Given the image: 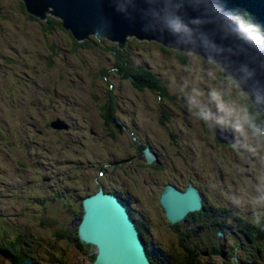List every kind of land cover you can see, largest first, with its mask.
I'll return each instance as SVG.
<instances>
[{
	"label": "rangeland",
	"instance_id": "1",
	"mask_svg": "<svg viewBox=\"0 0 264 264\" xmlns=\"http://www.w3.org/2000/svg\"><path fill=\"white\" fill-rule=\"evenodd\" d=\"M50 17L56 16L48 13V18ZM38 19L39 21L30 19L19 0H0V131L5 130L7 136L2 139L0 134L1 170L6 171L0 175V181L6 182L11 179L16 171L8 169L18 166L21 161L37 159L41 165H47L43 170L47 167L51 168L53 162L57 168L54 173L40 171V174L52 176L55 180L62 179L61 189L65 192L63 202L71 204V200L66 198L71 196L67 194L70 193L73 185L67 178L73 179V171H78L75 180L81 187L84 181L86 186L90 187L97 184L96 180L109 184L112 180L119 179V174L126 179V171H131L129 163L123 166L124 173L111 171L107 177L106 173H101L96 168L88 169V162L92 159L91 154L95 158L97 153L102 152V137L105 136L109 142L115 139L118 144L126 147H131L130 144L137 141L134 139L136 135L137 137L149 135L158 141L167 140L170 143L168 146L171 152L180 147L185 154L184 157L188 158L190 163L197 162L200 165L201 157H203L206 163L214 165L216 170L210 176L200 177L203 185L191 182L202 193L205 204L209 206L205 209L190 211L185 216V220H179L177 225L178 221L171 224L168 218L171 226H163L164 224L156 221V218L151 219V212L160 210V207L142 206L143 211H146L151 219L152 229L155 228L150 235L153 239L151 245L149 244L150 252L154 253L157 244L161 241L166 242L165 239L169 238L168 241L175 251L180 253L179 257L192 254L190 257L193 264L195 261L199 264H235L234 261L226 259V255L233 257L238 263L251 257L256 263L264 264V255L259 252V249L252 248L246 239L239 235V231H242L259 241H264L263 230L256 229L251 224L250 229L239 226L234 217L218 219L216 214L211 215L213 210L210 206H214L219 211L220 208H224L243 214L250 222H253L256 217L261 219L264 217V203H257L254 200L257 197L261 201V196H264L262 142L247 130L245 108L235 98L238 94L232 93L233 100L225 97L221 99L222 95L228 92L229 84L233 85L231 80H222L219 76L222 72L219 67L212 61L201 59V56L189 53L190 57H193L191 62L183 63L179 59L178 50L166 47L155 40L137 38L134 44L131 43L134 56L152 65L156 71L160 72L163 79L169 81L170 93L176 100L182 97L184 100L181 104L174 99H170V102H166L167 104L165 102L159 104L149 94L133 89L127 79L113 76L107 79L101 77L97 72L99 69H108L114 65L113 59L110 58L111 53L82 45H77L75 48L70 38L72 37L70 31L57 28L53 30V33L47 32L42 24L46 20ZM87 39L98 40L94 35H90ZM54 43L58 44L56 50L62 53L54 55L50 53ZM111 43L114 42L107 39L101 45ZM97 47H100V43ZM111 83L112 86H110ZM109 89L112 92H109ZM239 91L242 93L241 90ZM108 93L117 96L118 101L125 103L121 106L125 112L119 109L116 113L124 122V127L120 132L112 134L113 137L110 131L106 132L108 127L105 125L100 109L110 99ZM217 104L223 112L231 114L225 118V122H221L223 112H217ZM166 111L170 114L169 120L162 122ZM57 118L68 123L69 129L53 128L51 122ZM204 120L211 125H217L221 132L226 131L228 137L233 133L235 142H228L227 146L218 145V148L215 145L217 140L215 129H211V135L208 131L211 125H207ZM28 122L29 126H27ZM31 122L36 123L37 128ZM37 129L41 130V134ZM235 136H238V140ZM7 140L11 142V145L7 143ZM219 143L222 142L219 141ZM114 145L115 143H110L108 148L112 149ZM156 146L159 147V145ZM8 148L17 152L18 158L13 157ZM219 151L226 154L220 156ZM233 157L235 161H239L237 165L233 164ZM31 163L35 168L39 165L37 162ZM165 167L168 171H173L172 164ZM192 168L185 166L186 178L192 177L194 171ZM246 168H249V171ZM247 172H250L249 177L245 175ZM212 177H216V180ZM240 181L243 183L242 188ZM226 187L235 189L234 194L228 195L231 202L224 197L223 191ZM247 187H250L247 200L250 201L251 206L246 207L249 213L245 212L246 209L241 203V200L245 199L243 188L247 190ZM37 189L45 198V202L48 198L58 199L56 195L46 191L42 182L24 178L22 184L16 183L6 198L0 200V216H8L7 219L12 223L28 225L45 235L44 230L34 224L35 218L29 215L34 208H26L24 203L14 199L15 195L29 199L27 195L35 193ZM79 194V192L73 193L75 196ZM123 194V198H128L127 193ZM129 204L135 206L134 202ZM57 208L64 212L63 217L66 213L67 218L73 215V209L67 205ZM161 209L164 210L162 206ZM12 214L18 218H14ZM44 216L46 219L51 218L49 213ZM142 221L140 218L138 228L143 233H149L146 228H143ZM227 221L229 223H226ZM224 227L226 231L222 230ZM200 234L205 237L204 241L201 240ZM147 236L149 237V234H145V238ZM148 240L146 241L149 242ZM56 241L61 248H66L67 252H75L70 246H66L61 238ZM185 243L189 245L187 250L183 246ZM80 246L78 244L74 248L79 252ZM71 259L73 264L83 262L91 264V259L84 258L80 254L73 255ZM2 261L0 257V264ZM36 264L44 263L36 262Z\"/></svg>",
	"mask_w": 264,
	"mask_h": 264
},
{
	"label": "water",
	"instance_id": "2",
	"mask_svg": "<svg viewBox=\"0 0 264 264\" xmlns=\"http://www.w3.org/2000/svg\"><path fill=\"white\" fill-rule=\"evenodd\" d=\"M22 1L25 10L41 20H47L48 13L61 19L62 27L80 42L94 35L123 46L134 36L212 60L223 78L237 83L242 91L240 99L237 97L239 103L245 109L253 106L258 110L260 121L254 129L264 133V42L237 24L219 0ZM51 125L56 129L67 126L59 119ZM215 127L218 141L235 142L232 134L228 137ZM148 157L153 159L149 153ZM198 198V191L192 187L182 193L168 185L160 202L173 222L180 218L171 211L174 204L200 206ZM83 207L78 232L82 241L97 247L94 264H122L119 260L125 254L131 256L132 264H149L134 221L116 195L100 189L84 199ZM112 230L120 233L118 240ZM125 240L138 243V248L128 247Z\"/></svg>",
	"mask_w": 264,
	"mask_h": 264
},
{
	"label": "flooded vegetation",
	"instance_id": "3",
	"mask_svg": "<svg viewBox=\"0 0 264 264\" xmlns=\"http://www.w3.org/2000/svg\"><path fill=\"white\" fill-rule=\"evenodd\" d=\"M103 113H104V109H103ZM247 122H248V118H247ZM108 131L109 130L107 129L106 132L108 133ZM235 138L236 140H238V136H235ZM135 140H137L135 141V143L130 144L131 147H126V146H122V144H118L115 139L110 140L111 142H109L105 138V136L101 138L102 152H100L96 156V160L94 163L92 162V159L89 161L88 169L96 168L98 171H102L104 172V174L106 173V177H107V174L111 171H120L124 173L125 168H123V166L126 163H129L131 164L130 165L131 171H126L127 172L126 179L121 174H119V179H114L109 184H105L101 181L96 180L97 184L94 187L86 186V182L84 181V179H83L84 181L83 186L81 187V185L78 184V181L75 180V176H78L76 175L78 171H73V179L69 180L71 182V185H73L74 187L72 188V191L80 192L82 193V195L74 197L71 200L72 201L71 206H74L75 208L76 206L80 207L82 204L83 197L93 194L99 189H103L104 192L106 193H113L117 195L118 198L120 196L123 197L124 196L123 193L125 192L128 194L129 198L133 199V201L135 202V206L137 207L140 208H142V206H150L151 208L154 207L156 208L157 206L160 207V210L158 211L154 210L153 212H151L152 219L156 218V221H158L161 224H164L163 226H166V225H170V223L168 222L167 217L165 216L164 210L161 209L160 201H159L163 189L167 185H172L179 190H183L185 189V187L189 182L190 183L193 182V184L197 183L203 185L200 181V177L202 175L210 176V174L214 173L216 170V167L214 165L208 167L205 158L201 157L200 165L204 166L205 169H207V171H202V169L204 170L203 167H201L202 169H197V167H195V164L198 165L197 162L190 163L191 168L194 166L195 169L192 168L194 170L192 177L190 176V178H186L187 171H185V166L188 165V163L186 162V159L188 158L184 157L185 154L180 147L176 148L173 152H171L168 146L170 145V143L167 140L158 141L156 138H151L149 135H143V137L140 135L139 137H137L136 135ZM213 140L215 141L214 138ZM110 143H115L114 145L115 147L111 146L112 149L108 148V145ZM156 145H159V147H157ZM215 145H217V147L218 145L227 146L226 143H219V141L215 142ZM107 149L108 151H106ZM147 152L154 156V158L150 162H148L149 158L147 156ZM224 154L226 153H222L221 151H219L220 156ZM232 161L233 164L236 165L239 162L238 160L235 161L234 157ZM170 164L173 165V171H168L165 167L166 165L169 166ZM246 165L248 167V164ZM246 169L247 171H249V168ZM245 175L249 177L250 172L245 173ZM212 178L216 180V177H212ZM54 184L57 185L59 184V182L54 181ZM242 184L243 183H241L240 181L241 188H242ZM248 191H249V187H247V190H245V193L243 194L245 199L241 200V203L242 205H244L243 207L246 210H247L246 207L251 206L250 201L247 200ZM226 192L227 195L234 194L235 189L226 187ZM254 197L256 196L254 195ZM228 198L229 201L231 202V198L230 197ZM127 200L128 198L126 197L123 201H127ZM254 200L257 203H261L263 201V199L259 201L257 197ZM246 213H249V211L247 210Z\"/></svg>",
	"mask_w": 264,
	"mask_h": 264
},
{
	"label": "trees",
	"instance_id": "4",
	"mask_svg": "<svg viewBox=\"0 0 264 264\" xmlns=\"http://www.w3.org/2000/svg\"><path fill=\"white\" fill-rule=\"evenodd\" d=\"M219 1L221 5L226 9V11H228L229 14H231V16L234 17V19H236L238 22H241L245 29H247L252 35L257 37L260 41L264 42V0H219ZM19 2L24 12L29 15L30 19L39 21L38 17L29 14L25 10L24 3L21 0H19ZM61 23L62 21L61 19H58V17H50L46 21L42 22L43 29L51 33H53V30L57 28L61 30H65L62 27ZM70 36H72L70 38L71 40H73L75 48L77 47V45H82L83 47L85 46L87 48H92V49L98 48V49H102L106 53H111L112 56L110 58L113 59L112 61L114 62L113 67H110L108 69H99L97 71L100 73L103 79H107L112 76L119 77L121 79H127L130 81L133 89L143 94H149L150 97L156 100L159 104L163 102L167 104L168 102H170V99H174V101H178L179 104L184 103L183 97L180 100H176L173 97V95L170 93L171 89L169 86L170 85L169 81L167 79H163L161 77L162 75L160 74V72L156 71L154 67L149 63H147L146 61L144 62L142 59L134 56V54L132 53L131 45L134 44V41L137 39V37L133 36V39H131V36L128 37L126 44H124L123 46H119V44L116 42L111 43L109 45L105 44L104 46H102L101 44L106 42L107 39L98 38V40L97 39L88 40L86 38L80 42L73 37L72 33ZM98 43H100V47H97ZM56 48H58V44L55 43L52 44L50 48V53L53 55L56 53H62L61 51L58 52ZM59 48H61L60 45ZM178 53L181 62L183 63L191 62V59L193 57H190L189 53H184V52H178ZM219 76L222 80H226L225 78L222 77L221 74ZM231 83H233V85L229 84L230 87L228 89L226 88L228 92L223 94L222 96L228 100H233L234 97H232V93L237 92L240 99L241 97V92L239 91L240 88L238 87L236 82L231 80ZM110 86H112V83L110 84ZM109 92H112V90L109 89ZM109 96L110 99L107 101L106 104L101 106L100 109H101V116L105 119V124L108 127V130L111 132V136H112V134H115V132H120L124 127V122L118 118L116 113L118 112L119 109L124 110L125 112V109L121 107L122 104L125 103L118 101L117 96L113 94L109 93ZM238 96H236V98ZM103 109H104V113L102 111ZM245 111L248 118V122H247L248 131L253 136L258 138L259 141L262 142V148L264 151V137L257 134L256 130L254 129V125L260 121V114L258 110L253 106H251V109L249 110L245 109ZM197 112L199 111L197 110ZM164 115L165 117L162 118L163 120L162 122L169 120L168 118L170 114L167 111L164 113ZM174 133L176 135V131H174ZM134 139H136V136H134ZM208 206L209 205H206L204 202L203 208L205 209ZM210 208H214V207L210 206ZM222 210H224V208H222ZM215 214L217 215L218 213H214V215L213 214L211 215L215 216ZM217 217H220V214H218ZM260 223H261L260 226L254 228L264 231V217L261 219ZM72 233L78 234L74 230H72ZM145 234L146 233L144 232L143 233L144 237ZM188 256L179 257L178 258L179 261H182L179 262V264H185V261H187L188 259H190L191 264H193L192 259L190 257L192 256V254H188ZM163 259H166L168 262V258L163 257ZM163 262L165 263V261ZM167 264H175V263H167ZM194 264H199V263L195 261Z\"/></svg>",
	"mask_w": 264,
	"mask_h": 264
},
{
	"label": "bare ground",
	"instance_id": "5",
	"mask_svg": "<svg viewBox=\"0 0 264 264\" xmlns=\"http://www.w3.org/2000/svg\"><path fill=\"white\" fill-rule=\"evenodd\" d=\"M224 8V7H223ZM224 10L226 11V9L224 8ZM232 18H234L233 16H232ZM236 22H237V24H239L240 26H243L242 25V23L241 22H238L236 19H234ZM102 38H105V37H102ZM176 50V49H175ZM183 52H185V51H183ZM185 53H187V52H185ZM188 53H193V52H188ZM195 54V53H194ZM207 60V59H206ZM209 61H212V60H209ZM213 62V61H212ZM60 119V118H59ZM67 126L66 127H64L65 129L67 128V129H69V125L67 124V123H65ZM226 132V131H225ZM217 139V138H216ZM189 187H192V188H194V189H196L197 191H198V194H199V201H200V206H197L195 203H191V204H185V205H181V204H174L172 207H171V211H172V213H173V215H175V216H180V218H178V217H176L177 219H178V221L179 220H185V216L190 212V211H195V210H199V209H202L203 208V205H204V200H203V195H202V193L196 188V187H194L191 183H189L188 184V186L185 188V190H179L180 192H182V193H184L185 191H187V189L189 188ZM128 195V194H127ZM206 196V195H205ZM119 198H121V197H119ZM125 198H121V200H124ZM66 200H69V198H66ZM122 203H123V207H124V210H126L128 213H129V210L131 211V212H134L135 211V209L136 208H134L133 206H130V204H129V202L130 203H132V202H134L133 201V199H131V198H129V196H128V201H121ZM127 203V204H126ZM135 203V202H134ZM161 205V204H160ZM162 206V205H161ZM163 207V209H164V212H165V215H166V217L168 218V216H167V214H166V209L164 208V206H162ZM212 207H214V206H212ZM217 208V207H216ZM216 208L214 207V208H212L211 210H213V212L211 213V214H213L214 215V213H217V212H215L216 211ZM220 211H223L221 208H220ZM227 218V216L226 215H221L220 214V217H217L218 219L219 218ZM140 218V217H139ZM205 218L207 219V217L205 216ZM148 219V220H147ZM169 219V218H168ZM143 221H142V225H143V228H146V230L148 231V228H147V224H149L150 226L152 225L151 223H150V220L151 219H149V218H144V219H142ZM169 222L171 223V224H173L174 222H176V220H174L173 222H172V220L171 219H169ZM104 228V227H103ZM136 228H137V230H138V232H139V235H140V239H141V242H143V244H144V248H145V250H147L148 252H150L151 250L149 249V244L151 245V242L153 241V239L151 238V237H144L143 236V232H142V230L140 229V228H138V225H136ZM135 230V229H134ZM135 232H136V230H135ZM79 234V233H78ZM112 236H114V238L115 239H117L118 240V236H120V233L119 232H114L113 230H112ZM146 234H149V233H146ZM221 234H222V232H221ZM142 236H143V238H142ZM147 239H149L148 241L149 242H147L146 240ZM151 240V241H150ZM117 242V241H116ZM212 242V241H211ZM125 244L128 246V247H130V248H138V243H136V244H133V243H130V242H128L127 240H125ZM157 244V243H156ZM173 251L174 252H176L175 251V248H173ZM160 252V253H159ZM151 253V252H150ZM213 253V252H212ZM146 256H147V258L149 259V256H148V253L146 252ZM153 257L156 259V260H158V261H161V262H163V261H165V263H167V260L166 259H163V257H166V258H168V261L170 260V258H172V259H178L179 258V255H175V254H173V252L170 250V249H167L166 250V252H164L163 251V253L159 250H154V253H153ZM179 260V259H178ZM119 262L120 263H122V264H132V262H133V259H131V256L129 255V254H125L123 257H122V260H119ZM164 263V262H163Z\"/></svg>",
	"mask_w": 264,
	"mask_h": 264
},
{
	"label": "clouds",
	"instance_id": "6",
	"mask_svg": "<svg viewBox=\"0 0 264 264\" xmlns=\"http://www.w3.org/2000/svg\"><path fill=\"white\" fill-rule=\"evenodd\" d=\"M21 1H22V0H21ZM22 2H23V1H22ZM210 95H211V93H210ZM221 99L223 100V99H225V98L222 96ZM216 110H217V112H223V110L220 108V105H219V104H217ZM230 115H231L230 113L223 112V115H222V117H221V122H225V118H226L227 116H230ZM205 119H207V117H205ZM207 122H208V121H207ZM208 123H209V122H208ZM209 125H211V124H209ZM213 126H215V125L212 124V125L210 126V128H211L212 130L214 129ZM216 127H218V126L216 125ZM257 134L264 135V133H258V132H257ZM234 135H236V134H234Z\"/></svg>",
	"mask_w": 264,
	"mask_h": 264
}]
</instances>
